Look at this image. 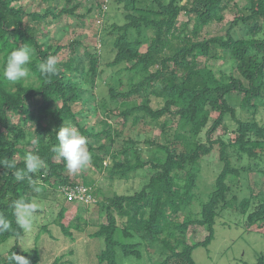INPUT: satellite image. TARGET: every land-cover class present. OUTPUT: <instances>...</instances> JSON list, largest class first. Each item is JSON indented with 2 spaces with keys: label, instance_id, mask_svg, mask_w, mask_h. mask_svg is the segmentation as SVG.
I'll use <instances>...</instances> for the list:
<instances>
[{
  "label": "trees",
  "instance_id": "1",
  "mask_svg": "<svg viewBox=\"0 0 264 264\" xmlns=\"http://www.w3.org/2000/svg\"><path fill=\"white\" fill-rule=\"evenodd\" d=\"M26 1L0 0V73L17 46L32 50L26 79L12 84L0 76V217L9 225L0 230V245L23 236L17 202L31 205L48 189L62 197L53 223L63 234L73 238V222L85 221L64 207L67 202L59 193V187L74 185L95 193L94 180L78 181L53 151L58 144L55 131L69 124L86 137L92 170L106 174L109 181L128 180L140 172L145 176L131 195L91 204L104 211V221L93 233L105 245L99 263L118 264L117 250L141 258L142 247L148 252L159 243L166 253L151 259L152 264H195L193 251L208 248L216 220L228 209L245 217L247 231L264 237V180L256 189L253 177L264 178V118L259 114L264 111V0H248L243 8L238 0H97L98 18L103 21L115 11L122 23L101 25L100 48L85 46L82 57L76 56L79 38L40 43L37 37L48 17L80 18L75 14L78 5L65 0L57 13L55 7L27 12L20 5ZM224 13L233 17L226 32L202 37L203 28L213 20L223 21ZM240 23L246 33L235 38L232 30ZM49 56L57 58L59 68L52 77L39 71ZM218 60L222 63L215 68L212 64ZM114 69L116 75H131L126 88L113 78ZM101 86H107L108 98H98ZM234 94L241 98L238 108L229 101ZM85 96L91 98L92 108L78 114L72 105L85 103ZM114 101L116 107L110 108ZM91 111L102 115L99 133L79 122ZM111 118L118 119L115 126L108 122ZM139 122L158 128V139L125 134ZM89 138H95V144ZM100 138L106 142L98 144ZM28 154L41 157L45 167L27 173ZM214 154L219 171L200 212L194 214L201 162ZM9 161L14 167H8ZM17 171L26 178L18 180ZM198 228L206 236L189 244L188 235ZM16 242L0 255V264H12V252L39 264L37 253L19 249ZM59 263L57 258L52 264ZM254 264H264V250Z\"/></svg>",
  "mask_w": 264,
  "mask_h": 264
},
{
  "label": "rangeland",
  "instance_id": "2",
  "mask_svg": "<svg viewBox=\"0 0 264 264\" xmlns=\"http://www.w3.org/2000/svg\"><path fill=\"white\" fill-rule=\"evenodd\" d=\"M96 1L73 0L70 5H78L75 14L81 16L80 18L65 15L57 19L48 17L44 22V26H41L42 28L37 32L38 41L43 43L48 38L60 41L68 38L70 41H74L79 38L82 41V45L77 51L76 56L81 57L82 50L85 46L92 50V47L96 45V48L99 49L98 28L101 25L104 26L105 22L106 25H110L115 21L121 24L122 21L115 11H111L109 15L105 16L103 21L98 18V11L95 6ZM181 1L184 3L186 0ZM247 2L248 0H238L237 3L240 8H243L247 6ZM65 4V0H27L20 5L27 12H40L48 7H55L54 12L57 13ZM89 9H91V12H88ZM223 17V21L213 20L210 25L204 27L201 36L209 37L224 34L230 27V22L233 17L229 13H224ZM183 20H185V17L181 15L179 22H183ZM245 33V25L242 23L232 30L235 38L244 37ZM221 63L218 60L212 65L216 68ZM113 71V78L115 80L121 79L126 88V83L131 75L125 71L116 75L115 71L117 70L114 69ZM96 94L98 98H108L107 86H101L99 89H96ZM84 99L86 100L85 103L78 102L72 105V110L79 114L84 108H92L91 98L85 96ZM240 99L239 95L234 94L230 97L229 101L231 105L238 108ZM110 103V108L116 107L115 101ZM259 114L264 118V111L259 112ZM85 115L79 117L81 126L92 129L95 133L101 132L103 127L99 121L102 115L100 113L93 114L92 111ZM242 115L250 118V115L247 113H242ZM108 120L114 126L118 121L117 118ZM130 122L127 124V127L130 125ZM125 132V134L132 136L137 135L139 132L143 136H149L152 140L158 139L160 134L159 129L154 125L150 126L147 123L143 124V122H139L135 129L128 128ZM44 137L47 138L48 135L45 134ZM88 140L90 143L95 144L96 142L95 138H89ZM97 140H100L99 142L97 141L98 144L106 142L102 138ZM217 162L216 154L201 162L202 174L198 180V187L195 190V196L197 198L191 207L194 214L200 212L201 203L207 199V195L213 188L216 174L219 171L217 169ZM74 175L80 182L81 178H85L88 181L94 180L93 183H95V186L93 190L95 193L93 198L97 203L106 198H111L113 195H131L140 187L142 179L145 178L140 172L136 175L131 174L128 180L117 177L115 180L109 181L107 180L106 174L97 173L96 170H92L91 165L87 169ZM253 177L256 179V189H259L264 178L258 175L256 176V174ZM48 192V196L42 193L31 203L33 211L31 229L28 231L23 229V236L17 242L16 239L11 238L4 244H1L0 255L5 256L6 252L16 242L19 249L37 253L39 264H52L57 258L61 260V264H101L98 261V256L105 245L103 239L94 237L93 233L97 230L98 225L104 221V211H100L99 208L97 209V207L91 205L85 206L80 203H65L64 207L68 211L79 214L85 220L80 223L73 222V226L76 229H71L73 238H70V236L63 234L60 228L53 223V220L56 219L60 210L62 197L56 193L53 194L50 189H48ZM23 216L24 210L19 208V223ZM244 224L245 217L242 214L231 209L224 210L215 222L214 237L208 248L198 247L193 251L192 258L195 264H254L264 250V237L254 231H247ZM77 227L79 228L77 229ZM205 236V230L198 228L188 235L187 242L189 244L200 242ZM140 251L142 253L141 258H136L134 256L125 257L117 250L116 262L118 264H152L151 259H155L160 253H166L159 243L152 244L148 252L144 247Z\"/></svg>",
  "mask_w": 264,
  "mask_h": 264
},
{
  "label": "clouds",
  "instance_id": "3",
  "mask_svg": "<svg viewBox=\"0 0 264 264\" xmlns=\"http://www.w3.org/2000/svg\"><path fill=\"white\" fill-rule=\"evenodd\" d=\"M32 63V50L27 46H17L11 51L6 60L0 76L9 83L15 84L22 82L30 74L29 65ZM39 71L47 76L52 77L58 74L57 58L49 56L39 64ZM55 138L58 144L54 146L53 151L64 162L67 171L70 174H78L87 169L92 162V154L87 148V140L79 130L69 124L62 125L55 131ZM46 162L38 155L28 154L25 156V170L27 173H36L45 167ZM9 168L14 167V163L9 161ZM15 176L18 180H24L25 174L17 171ZM18 208L24 210V216L20 223L25 231L32 227V206L27 203L17 202ZM8 221L0 217V230L8 228ZM12 264H29V260L23 255H17L12 252Z\"/></svg>",
  "mask_w": 264,
  "mask_h": 264
},
{
  "label": "built area",
  "instance_id": "4",
  "mask_svg": "<svg viewBox=\"0 0 264 264\" xmlns=\"http://www.w3.org/2000/svg\"><path fill=\"white\" fill-rule=\"evenodd\" d=\"M59 193L67 203H80L85 206L95 203L91 190L83 185L61 186L59 187Z\"/></svg>",
  "mask_w": 264,
  "mask_h": 264
}]
</instances>
